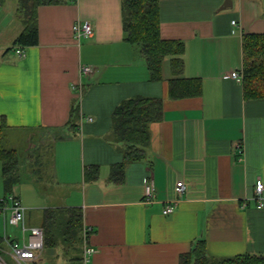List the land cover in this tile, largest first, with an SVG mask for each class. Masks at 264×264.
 <instances>
[{
    "label": "crops",
    "instance_id": "0c3cea01",
    "mask_svg": "<svg viewBox=\"0 0 264 264\" xmlns=\"http://www.w3.org/2000/svg\"><path fill=\"white\" fill-rule=\"evenodd\" d=\"M225 2L159 0L160 37L183 43L181 77L200 81L198 97L168 98L171 57L163 80H149L138 49L123 40L120 0L41 6L38 44L0 47V125L20 158L9 194L27 224L39 226L48 208L81 209L95 250L88 264H179L198 240L213 258L264 254V206L252 200L255 182L264 183V99H246L242 80L230 77L241 73L242 37L264 33V0ZM76 22H89L93 35L77 41ZM135 97L162 99L163 117L149 126L145 157L126 164L122 183H109L111 166L123 161L111 115ZM92 166L98 177L87 182ZM172 201L174 212L164 215Z\"/></svg>",
    "mask_w": 264,
    "mask_h": 264
},
{
    "label": "trees",
    "instance_id": "16d2710c",
    "mask_svg": "<svg viewBox=\"0 0 264 264\" xmlns=\"http://www.w3.org/2000/svg\"><path fill=\"white\" fill-rule=\"evenodd\" d=\"M5 0H0V6ZM76 0H17V16L23 30L13 46L31 47L38 44V8L50 5L74 4ZM123 40L138 49L145 62L149 80H163V61L170 59L171 79L168 80V98L172 100L198 97L201 83L197 79L182 78L184 62L181 58L184 46L180 41L163 40L160 37L159 0H120ZM264 20V11H263ZM243 63L241 69L244 97L249 100L264 99V33L242 37ZM78 110H72L73 119ZM163 100L135 97L122 101L112 112V133L123 144V161L110 168L109 183L123 182L125 166L145 157V147L150 141L149 126L162 120ZM5 125H0L1 180L5 194L20 181V158L16 150L5 147ZM98 168L85 170L84 179L94 181ZM40 226L44 230L45 250L61 247L66 261L80 262L82 249L83 214L79 208H48L43 210ZM0 236V248L4 245ZM179 264H264V254H244L229 258L208 256L205 240H198L190 252L179 257Z\"/></svg>",
    "mask_w": 264,
    "mask_h": 264
},
{
    "label": "built area",
    "instance_id": "2783aa9c",
    "mask_svg": "<svg viewBox=\"0 0 264 264\" xmlns=\"http://www.w3.org/2000/svg\"><path fill=\"white\" fill-rule=\"evenodd\" d=\"M235 26L236 22L233 21ZM74 38L77 41L89 38L93 35V28L89 22H76L72 27ZM16 52L23 55V48H17ZM81 72L87 74L90 68L87 66L81 67ZM230 77L234 80L241 81L242 76L239 72H231ZM92 121L91 118L87 119ZM234 151L240 157L243 153L241 144L237 143L234 146ZM186 187L182 181H178L175 185V193L181 197L185 192ZM155 198L154 185L152 182H147L144 185V201L145 203L153 202ZM256 202L257 208L264 206V183L257 180L254 185V196L252 198ZM177 206V201L167 202L163 209L164 215H170L174 212ZM0 219L4 224L17 230L16 235L8 234L6 231L3 234V241L8 246L9 251L0 248V264H39L42 255L46 253L44 248V230L43 227L29 225L26 222L25 208L22 206L18 197L13 194H8L0 197ZM91 233V228L84 226L82 231V251L81 264H88L90 258L94 255L95 250L89 246L88 238ZM8 257V261L4 256Z\"/></svg>",
    "mask_w": 264,
    "mask_h": 264
},
{
    "label": "rangeland",
    "instance_id": "374dc122",
    "mask_svg": "<svg viewBox=\"0 0 264 264\" xmlns=\"http://www.w3.org/2000/svg\"><path fill=\"white\" fill-rule=\"evenodd\" d=\"M17 0H5L4 5L0 6V47H12L14 41L20 35L23 30L22 20L17 16ZM0 178H1V164H0ZM32 217L37 218L40 216L39 213H32ZM3 223L0 219V236L4 234V229L7 230L8 234L16 235L18 232L15 228L7 225L3 227ZM2 249L9 251L8 246L5 244L1 247ZM4 256V255H3ZM8 261V257L4 256ZM39 264H71L66 261V257L61 247H57L52 255L47 254V251L42 255ZM75 264H80L76 262Z\"/></svg>",
    "mask_w": 264,
    "mask_h": 264
},
{
    "label": "water",
    "instance_id": "95a60500",
    "mask_svg": "<svg viewBox=\"0 0 264 264\" xmlns=\"http://www.w3.org/2000/svg\"><path fill=\"white\" fill-rule=\"evenodd\" d=\"M227 6H231V0H226L223 7L225 8ZM53 253H54V250H52V249L47 250V254L52 255Z\"/></svg>",
    "mask_w": 264,
    "mask_h": 264
}]
</instances>
